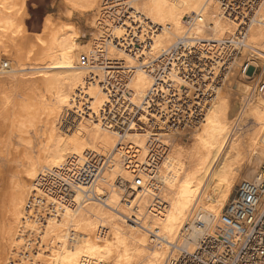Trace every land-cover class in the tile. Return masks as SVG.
Wrapping results in <instances>:
<instances>
[{"label":"bare ground","instance_id":"6f19581e","mask_svg":"<svg viewBox=\"0 0 264 264\" xmlns=\"http://www.w3.org/2000/svg\"><path fill=\"white\" fill-rule=\"evenodd\" d=\"M30 1L0 0V264L232 259L222 218L264 202V0H55L37 28Z\"/></svg>","mask_w":264,"mask_h":264},{"label":"built area","instance_id":"2783aa9c","mask_svg":"<svg viewBox=\"0 0 264 264\" xmlns=\"http://www.w3.org/2000/svg\"><path fill=\"white\" fill-rule=\"evenodd\" d=\"M238 206L234 209V216L225 215L222 220L226 223L230 234L223 235L224 243L229 252L236 246L235 233H239V226L245 228L244 241L234 251L232 259L226 261L213 253L208 242L203 243L205 254L209 255L210 264H264V202L259 209H255L258 198L252 191H244Z\"/></svg>","mask_w":264,"mask_h":264},{"label":"rangeland","instance_id":"374dc122","mask_svg":"<svg viewBox=\"0 0 264 264\" xmlns=\"http://www.w3.org/2000/svg\"><path fill=\"white\" fill-rule=\"evenodd\" d=\"M55 0H31L29 3V11H30V17H29V24L33 28H37L42 21L44 15L52 11L53 4ZM253 69V68H252ZM251 70H249V73H251Z\"/></svg>","mask_w":264,"mask_h":264},{"label":"trees","instance_id":"16d2710c","mask_svg":"<svg viewBox=\"0 0 264 264\" xmlns=\"http://www.w3.org/2000/svg\"><path fill=\"white\" fill-rule=\"evenodd\" d=\"M28 25L30 26V24H29V20H28ZM31 27V26H30Z\"/></svg>","mask_w":264,"mask_h":264}]
</instances>
